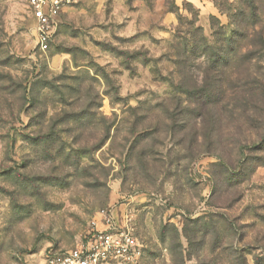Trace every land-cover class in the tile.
<instances>
[{
    "label": "rangeland",
    "instance_id": "rangeland-1",
    "mask_svg": "<svg viewBox=\"0 0 264 264\" xmlns=\"http://www.w3.org/2000/svg\"><path fill=\"white\" fill-rule=\"evenodd\" d=\"M111 218L133 264H264V0H67L44 53L0 0V264Z\"/></svg>",
    "mask_w": 264,
    "mask_h": 264
},
{
    "label": "built area",
    "instance_id": "built-area-1",
    "mask_svg": "<svg viewBox=\"0 0 264 264\" xmlns=\"http://www.w3.org/2000/svg\"><path fill=\"white\" fill-rule=\"evenodd\" d=\"M67 0H28L35 21L36 45L46 52ZM136 244L130 230L108 219L102 230L90 231L75 248L48 250L43 264H133Z\"/></svg>",
    "mask_w": 264,
    "mask_h": 264
},
{
    "label": "trees",
    "instance_id": "trees-1",
    "mask_svg": "<svg viewBox=\"0 0 264 264\" xmlns=\"http://www.w3.org/2000/svg\"><path fill=\"white\" fill-rule=\"evenodd\" d=\"M197 30H199V31H200V29H197Z\"/></svg>",
    "mask_w": 264,
    "mask_h": 264
},
{
    "label": "crops",
    "instance_id": "crops-1",
    "mask_svg": "<svg viewBox=\"0 0 264 264\" xmlns=\"http://www.w3.org/2000/svg\"><path fill=\"white\" fill-rule=\"evenodd\" d=\"M35 22V21H34Z\"/></svg>",
    "mask_w": 264,
    "mask_h": 264
}]
</instances>
